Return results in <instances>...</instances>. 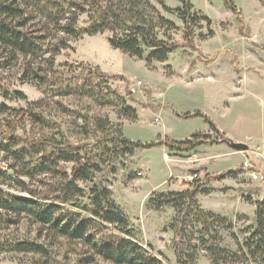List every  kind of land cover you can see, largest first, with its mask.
<instances>
[{
	"label": "rangeland",
	"instance_id": "374dc122",
	"mask_svg": "<svg viewBox=\"0 0 264 264\" xmlns=\"http://www.w3.org/2000/svg\"><path fill=\"white\" fill-rule=\"evenodd\" d=\"M149 1L173 24L172 29L158 28L157 38L181 45L162 63L147 64L113 50L108 34L65 40L66 47L53 64L48 52L36 59L18 56L12 61L0 50V104L7 109L0 113V132L26 140H66L79 146L93 143L94 137L105 139L106 134L91 128L97 120H106L104 132H109L111 139L119 135L141 144L177 143L179 149L171 152L160 144L121 155L114 163L106 162L101 167L105 170L93 179L102 181L122 209L135 241L159 254L161 264H177L175 230L183 216L172 208L154 210L148 204L150 198L191 189L193 180L202 182L213 193L198 195V205L230 221L239 240L243 238L240 231L255 226V203L264 200V6L259 0H231L241 12L238 16L225 9L223 0H189L198 21L192 27V38L185 42L182 20L159 5L162 1L175 10L180 3ZM85 19L86 15L80 16L79 25ZM36 73L60 75L70 88L87 80L86 88L97 87L108 102L102 105L97 96L86 91L57 96L50 86L40 83ZM196 112L205 115L216 131L201 117L184 118ZM82 129L89 135L84 136ZM187 140L193 148L181 143ZM228 141H242L248 149L235 152ZM0 167L7 169L2 154ZM231 170L235 174L226 175ZM251 173L258 178L252 180ZM9 174L16 178L13 171ZM17 180L28 190L37 187L26 178ZM91 184L79 186L88 190ZM6 191L32 199L19 188ZM36 230L22 219L18 225L0 229V244L42 243ZM220 234L223 244L235 251L230 236L221 229ZM51 250V264H79L85 252L62 240ZM196 252L195 264H211L200 247ZM39 263L37 256L0 253V264Z\"/></svg>",
	"mask_w": 264,
	"mask_h": 264
},
{
	"label": "trees",
	"instance_id": "16d2710c",
	"mask_svg": "<svg viewBox=\"0 0 264 264\" xmlns=\"http://www.w3.org/2000/svg\"><path fill=\"white\" fill-rule=\"evenodd\" d=\"M176 1L181 6L175 10L167 8L162 1L159 5L163 11L177 14L182 20L187 33L185 42H188L192 38V27L198 21L197 14H192L189 0ZM259 1L264 6V1ZM223 3L225 9L241 15L231 0H223ZM83 15L86 19L79 25ZM202 20L210 23L204 16ZM162 27L172 29L173 24L162 18L149 0H0V50L12 61L18 56L36 59L48 52L53 64L54 57L66 47L65 40L108 34L107 41L113 50L147 64L162 63L181 46L159 40L155 31ZM55 40L57 43H52ZM47 43L49 50L45 51ZM36 78L41 84L50 86L57 96L86 91L97 96L102 105L108 102V97L97 87L86 88L87 80L70 88L67 81L65 84L63 78L54 73L49 76L36 73ZM126 110L132 116L131 110ZM4 111L7 109L0 104V113ZM190 117H201L216 131L202 113L184 115V118ZM107 124L106 120H97L91 128L93 132L100 130L106 134L105 139L94 137L93 143L83 142L79 146L66 140H26L0 132V154L7 163V170L16 175L13 178L0 170V229L18 225L23 219L37 227V240H43L42 243L4 241L0 244V253L37 256L39 264H51V247L62 240L67 245L75 244L84 249L79 264H161L159 254L151 247L149 250L142 248L135 241L122 209L115 205L102 181L93 179L105 170L101 167L106 162L114 163L121 155H132L136 149L160 144L171 152L179 149L178 144H141L119 135L111 139L112 136L107 135L109 132H104ZM82 130L84 136L89 135L87 129ZM181 143L194 147L190 140ZM112 163L110 171L114 172ZM234 174L232 170L226 173L228 176ZM18 177L26 178L30 184L36 183L37 187L28 190ZM89 182L92 184L88 190L79 186ZM191 185V189L183 192L158 194L148 201L156 211L172 208L183 216L175 230L179 239L177 264H195L198 247L206 253L211 264H264V200L255 203V226L240 231L243 238L239 240L230 221L198 205L197 196H207L213 190L194 180ZM3 186L19 188L32 199L18 198ZM220 229L234 241L235 251L223 244Z\"/></svg>",
	"mask_w": 264,
	"mask_h": 264
},
{
	"label": "water",
	"instance_id": "95a60500",
	"mask_svg": "<svg viewBox=\"0 0 264 264\" xmlns=\"http://www.w3.org/2000/svg\"><path fill=\"white\" fill-rule=\"evenodd\" d=\"M226 144L228 145V147L235 151V152H244L248 149V147L245 144L242 143H235L232 141H228L226 142Z\"/></svg>",
	"mask_w": 264,
	"mask_h": 264
},
{
	"label": "built area",
	"instance_id": "2783aa9c",
	"mask_svg": "<svg viewBox=\"0 0 264 264\" xmlns=\"http://www.w3.org/2000/svg\"><path fill=\"white\" fill-rule=\"evenodd\" d=\"M0 170H2L3 172L9 173V171L7 169H4L2 167H0ZM250 178L252 180H256L258 178V175L256 173H251ZM3 189H7V188L5 186H3Z\"/></svg>",
	"mask_w": 264,
	"mask_h": 264
},
{
	"label": "crops",
	"instance_id": "0c3cea01",
	"mask_svg": "<svg viewBox=\"0 0 264 264\" xmlns=\"http://www.w3.org/2000/svg\"><path fill=\"white\" fill-rule=\"evenodd\" d=\"M233 142H235V141H233ZM240 142H242V141H237V142H235V143H240ZM221 145V144H220ZM220 145H217V146H215V147H220ZM263 157H264V155H263ZM214 189V188H213ZM211 193H213V191L211 192ZM210 193V194H211ZM239 215H241V214H239Z\"/></svg>",
	"mask_w": 264,
	"mask_h": 264
}]
</instances>
